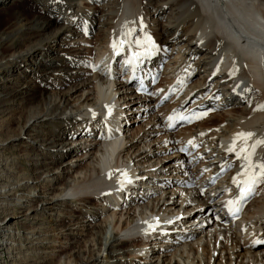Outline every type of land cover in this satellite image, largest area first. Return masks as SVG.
Masks as SVG:
<instances>
[{"label": "bare ground", "instance_id": "bare-ground-1", "mask_svg": "<svg viewBox=\"0 0 264 264\" xmlns=\"http://www.w3.org/2000/svg\"><path fill=\"white\" fill-rule=\"evenodd\" d=\"M33 1L34 17L0 31V118L27 112L0 136V264H33V255L40 264L53 256L56 264H264V246L252 247L264 238V185L236 223L220 191L241 171L227 152L233 136L264 139V110L254 111L264 105V0ZM131 29L119 52H144L145 37L158 49L141 69L142 81L155 77L143 96L119 65L113 83L89 66L108 60L110 44ZM109 107L123 133L105 130L104 142ZM173 110L206 115L168 130ZM22 148L23 156L5 154ZM253 159L264 160V145ZM117 170L146 181L114 211L107 195L123 179ZM177 215L183 222L168 235L129 238Z\"/></svg>", "mask_w": 264, "mask_h": 264}, {"label": "snow or ice", "instance_id": "snow-or-ice-1", "mask_svg": "<svg viewBox=\"0 0 264 264\" xmlns=\"http://www.w3.org/2000/svg\"><path fill=\"white\" fill-rule=\"evenodd\" d=\"M132 31H135V29L127 30L122 33V38L119 41H113L110 44V47L113 49L114 54H119V51L121 47L124 45L125 40L124 37H127L131 34ZM85 34L87 32L85 31ZM136 45L138 47L142 46L141 41L137 40ZM145 51L144 52H138L134 53L132 58L126 60L124 63L125 65H132L134 60L139 59V57L144 55H151L154 51H157V46L151 41L150 37H145L144 45ZM93 71H98L99 66H92ZM236 71L238 69H233L229 75H235ZM105 75H111V66H109L108 71L105 73ZM237 88L240 87V85L236 86ZM235 92V89L233 90ZM252 90L250 88H245L243 90V93H237V95H240L242 99L245 98L246 93H250ZM159 92L153 93V95H158ZM216 99H219V97H215ZM165 99H167V96H165ZM250 103V101H249ZM108 107V106H106ZM257 110H264V105H259L254 111ZM182 110H173V114L169 115L167 117V120L169 122V127H174V121L180 120V121H186L191 122L193 119H200L203 117V115H206V112L197 114L195 112H192L190 114H181ZM111 114V108L109 107V115ZM95 116V114H94ZM203 135V133L201 134ZM255 133L252 132H240L233 136V142L228 147L227 152L234 153L241 161V171L236 174L232 178V183L236 187V197L234 199H230L226 202V208L230 215H237L243 206L247 204L254 196L258 194V189L261 185H264V160L260 162H255L253 157L255 156V151L258 146L264 145V139H253L255 137ZM239 142V143H237ZM189 145H193V141H188ZM198 147V146H196ZM179 151H187L186 148H181ZM121 173V176L117 178V182L120 185V188L123 189V187L131 183L130 178H128L127 173L123 170H117ZM113 172H110L109 178L113 175ZM148 223V222H144ZM170 223V221H169ZM264 244V239H257L253 241V246Z\"/></svg>", "mask_w": 264, "mask_h": 264}, {"label": "rangeland", "instance_id": "rangeland-1", "mask_svg": "<svg viewBox=\"0 0 264 264\" xmlns=\"http://www.w3.org/2000/svg\"><path fill=\"white\" fill-rule=\"evenodd\" d=\"M33 6L36 8L35 2L33 0H19V1H11L10 0V1L6 2L5 4L1 5L0 6V31L9 22L10 23L8 25L15 24L18 20H21V19L23 21H25V22H28L32 18V16L34 17V14L38 13L37 10H34V7ZM35 11H36V13H35ZM18 15H20V16H18ZM47 55L48 54H44L40 58V61L42 63H43V61H45ZM45 65L46 64L44 63V66ZM21 70H23V69H21ZM13 73H16V72H13ZM13 73H12V75H13ZM16 76L17 75L14 74L13 77H16ZM17 77H18L17 78V81L23 82V81L26 80L25 78H22L21 76L20 77L17 76ZM0 111H2V110H0ZM26 114H27V112L24 110V112H22L21 114L18 113V112L11 113L10 115H8L7 118H5V120H2L0 118V126L1 125L3 126V128L0 129V136H3V135L4 136H6V135L8 136V134L11 131H16L18 129L19 125L22 123V121L26 117ZM0 116H2V115H0ZM6 124H7V126H6ZM21 151L22 152H17V151H14V150H10V151L7 150L5 152V154L7 156H11V157H13V156H19V155L20 156H23L24 155V153H23L24 152V148H22ZM21 160H23V159H21ZM22 162H24V160ZM25 166L27 167L26 164H25ZM27 168L29 169L30 167L28 166ZM0 219H1V216H0ZM53 219L54 218L52 216H51V218L48 217V221L50 220L52 222V224H59V225L62 224L63 225V224H66L67 223L66 222L67 221L66 219H64V222H63V219L61 220L62 222H57V221H54ZM54 222H56V223H54ZM52 224H51V227H52L51 229L54 230L56 227L54 225H52ZM57 230L60 231V227H58ZM61 235H62V233H60V237H59V239H57V241H63ZM81 240H83V239H81ZM47 253H46V255L48 257H52L51 254H50V252H49V255ZM57 253L58 252H56L55 255H57ZM58 254H60V253H58ZM33 256H34V258H36L35 260L33 259L34 262H35L33 264H37V263L40 264L39 262L41 260H39L40 259L39 256H37V255H36L37 257L35 255H33ZM33 256H32V258H33ZM54 260H55V258L53 256L51 258V261L53 263H51V264H56V260L55 261Z\"/></svg>", "mask_w": 264, "mask_h": 264}]
</instances>
